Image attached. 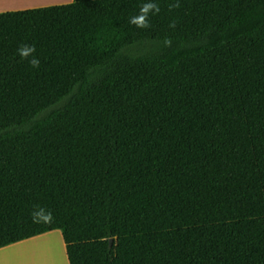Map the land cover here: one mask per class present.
Here are the masks:
<instances>
[{
	"label": "trees",
	"instance_id": "trees-1",
	"mask_svg": "<svg viewBox=\"0 0 264 264\" xmlns=\"http://www.w3.org/2000/svg\"><path fill=\"white\" fill-rule=\"evenodd\" d=\"M56 230L69 264H264V0L0 13V249Z\"/></svg>",
	"mask_w": 264,
	"mask_h": 264
},
{
	"label": "crops",
	"instance_id": "crops-1",
	"mask_svg": "<svg viewBox=\"0 0 264 264\" xmlns=\"http://www.w3.org/2000/svg\"><path fill=\"white\" fill-rule=\"evenodd\" d=\"M72 2L73 0H54L45 2L43 0H0V13L65 5ZM56 231L61 233V235H59L62 242V255L60 257V254L57 253V258L54 260L56 251L52 253L50 249V243L42 239H50L51 237H53ZM56 231L49 232L38 237L31 238L0 249V264H11V262L15 260V254L13 253L26 245H29V247L27 250H25V252H29V255H25L24 257V255L22 254L23 252L21 253V257L23 258V260H25V258H28L26 264H63V255L66 264H69L66 245L64 243L62 232L59 230Z\"/></svg>",
	"mask_w": 264,
	"mask_h": 264
},
{
	"label": "clouds",
	"instance_id": "clouds-1",
	"mask_svg": "<svg viewBox=\"0 0 264 264\" xmlns=\"http://www.w3.org/2000/svg\"><path fill=\"white\" fill-rule=\"evenodd\" d=\"M172 7H179V5L178 4L172 5ZM158 12H159V7L157 4L153 2L144 3L140 9L139 15L133 17L130 20V23L136 25L139 28H147L150 26L148 21L149 14L158 13ZM18 51L21 57L28 58L30 56H33V54L35 53V47L24 45ZM29 63L34 68H38L40 66L39 59L35 58L34 56L32 59L29 60Z\"/></svg>",
	"mask_w": 264,
	"mask_h": 264
},
{
	"label": "rangeland",
	"instance_id": "rangeland-1",
	"mask_svg": "<svg viewBox=\"0 0 264 264\" xmlns=\"http://www.w3.org/2000/svg\"><path fill=\"white\" fill-rule=\"evenodd\" d=\"M44 2L45 1H54V0H43ZM61 233L60 232H55V234L53 235V237H51L50 239H42L46 242H49L50 243V249L52 251V253H54L56 251V254L54 255V260L57 258V253L60 254V257L62 255V242H61V238H60V235ZM38 242V241H37ZM35 243V242H34ZM29 247V245H26L24 247H21L20 249H18L17 251H15L13 254L14 255V261L11 262V264H26L27 263V259L28 258H25V260H23V258L21 257V253L24 255H26V252L25 250H27ZM29 257V256H28ZM53 260V261H54ZM26 261V262H25ZM62 261H63V264L65 263L66 264V261L64 260V255H63V258H62Z\"/></svg>",
	"mask_w": 264,
	"mask_h": 264
},
{
	"label": "bare ground",
	"instance_id": "bare-ground-1",
	"mask_svg": "<svg viewBox=\"0 0 264 264\" xmlns=\"http://www.w3.org/2000/svg\"><path fill=\"white\" fill-rule=\"evenodd\" d=\"M48 246H49V244H48ZM26 255H29V252H26Z\"/></svg>",
	"mask_w": 264,
	"mask_h": 264
}]
</instances>
